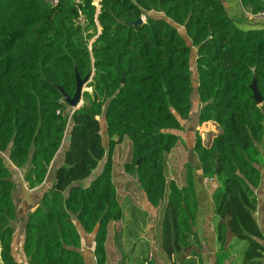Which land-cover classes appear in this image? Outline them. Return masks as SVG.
I'll return each instance as SVG.
<instances>
[{
    "label": "trees",
    "instance_id": "1",
    "mask_svg": "<svg viewBox=\"0 0 264 264\" xmlns=\"http://www.w3.org/2000/svg\"><path fill=\"white\" fill-rule=\"evenodd\" d=\"M239 1L251 14L264 9V0ZM94 2L0 0L1 264H18L15 193L24 184L40 189L24 219L27 264H92L81 252L83 234H93L94 264H109V226L124 213L113 153L126 139L123 170L159 213L161 250L180 261L193 254V169L186 164L180 184L167 177L166 160L189 119L193 90L198 125L218 128L203 137L197 130L192 148L202 176L216 181L215 264L230 258L231 238L246 242L242 264H263L255 212L264 161V27H241L222 0ZM75 71L89 80L71 112L59 87L73 96Z\"/></svg>",
    "mask_w": 264,
    "mask_h": 264
},
{
    "label": "crops",
    "instance_id": "2",
    "mask_svg": "<svg viewBox=\"0 0 264 264\" xmlns=\"http://www.w3.org/2000/svg\"><path fill=\"white\" fill-rule=\"evenodd\" d=\"M222 1L228 15H230L233 19H235V21H237V23L241 27L243 28H248L251 26L264 27V18L261 20H254L249 15V13L242 8L239 0H222ZM154 15L157 16L160 14H154ZM199 107L200 105L198 103V108ZM189 120L190 119L182 120L181 121L182 129L175 131L176 134L180 136V141L178 145L172 150L176 149L181 143V141H185V144L187 145L189 150H191V156L189 157L188 161H189V165L193 169V182L196 190V198L198 204L196 225H195L196 237L194 239V246H193L194 252L190 256H187L183 261H180L179 255H172L170 258H168L165 255V253L161 250L159 244V213L153 207H151L146 201V206H147L146 211H148L150 221L147 222L146 224H140V226L137 227V229L140 230V233L139 235H137V239H136L138 243H143L145 245L146 250H150L148 255H151V257L150 258L148 257V259H146L147 260L146 263L148 262V260L152 258V253H153V262L151 264H215V251L218 247L217 234H216L217 215L214 211L211 196L216 184L214 183L213 186L212 183L210 185L206 183L208 179L202 176L197 157L195 153L192 152L195 132L199 129L204 128L202 129L203 130L202 136H205L208 131H215V125L212 122H206L201 125H198L197 115L192 122H190ZM205 127H210V129H205ZM60 158L61 157H57L58 161L55 163V165H58L60 163L59 161L61 160ZM53 175L54 173H50L48 178V184L52 182ZM259 188L256 190L257 197L259 195V190H260ZM39 195H40V189H38V187L34 189H28L25 184L23 185L22 188L18 187L17 192L15 193V200L17 205H19V207L17 206L16 208L17 219L13 223L15 227L13 254L17 259L18 264H27V260L22 251L24 219L27 212L36 203ZM260 201H261V205H258L257 203L255 216L264 234V193ZM122 208L124 212L122 218H124L125 211L127 210L124 207ZM132 208L129 209V211H127L128 214L134 213ZM114 223L115 222L110 223L111 227L113 226ZM153 224H155L156 229L152 230L151 227L153 226ZM128 227L133 228L134 225L128 222ZM108 235H109V231H108ZM229 241H230L229 243L230 258L226 260L224 264H242L240 251L244 246L241 248V244H239L237 240H235L234 238H231ZM106 242H108V236ZM261 242L264 245V238L263 240H261ZM93 248H94L93 234H89V235L83 234L81 238V252L85 256V258L88 259L90 257L92 264H94V257L91 256ZM263 264H264V260H263Z\"/></svg>",
    "mask_w": 264,
    "mask_h": 264
},
{
    "label": "rangeland",
    "instance_id": "3",
    "mask_svg": "<svg viewBox=\"0 0 264 264\" xmlns=\"http://www.w3.org/2000/svg\"><path fill=\"white\" fill-rule=\"evenodd\" d=\"M182 31L183 30L181 29V32ZM191 68L195 69L194 63L191 65ZM194 77L196 78L192 72V78ZM195 82L197 84V78L194 81L192 80L193 85H195ZM83 89H85V86ZM197 108L198 97L195 90H193L191 94V109L189 114L190 122L196 118ZM202 129L198 130L201 136L203 133ZM205 129H210V127H205ZM102 131L104 135L105 130ZM217 131L218 128L215 125V132ZM260 149L264 156V142L260 146ZM128 151L129 141L127 139L115 148L113 153V179L117 186V192L120 195V203L122 207H124L127 211L133 207L132 210L134 213L128 214V212L125 211L124 218L120 221H116L112 227L111 225L109 226V229H111L109 230L108 242H106L107 261L109 264H151L153 262V253L152 258L146 263V259L151 257V255H148L150 250H146L143 243H138L136 241L137 235L140 233V230H138L137 227L140 226V224H146L150 220L148 211H146V200L142 195L139 183L134 177L126 174L123 170V165L128 156ZM190 156L191 150H189L185 141H181L179 146L166 156L167 177L176 179L180 184L183 183L186 174V164H189L188 160ZM261 173V183L258 195L259 198L257 197L258 205H261L260 199L264 193V161L261 166ZM206 183L208 185L212 183L214 186L216 181L207 180ZM17 206L19 207V205ZM128 222L132 223L134 227H128ZM151 229H156L155 224H153ZM237 242L241 244V248L246 244V242L241 240H237Z\"/></svg>",
    "mask_w": 264,
    "mask_h": 264
},
{
    "label": "water",
    "instance_id": "4",
    "mask_svg": "<svg viewBox=\"0 0 264 264\" xmlns=\"http://www.w3.org/2000/svg\"><path fill=\"white\" fill-rule=\"evenodd\" d=\"M143 18L139 17L137 18L135 21L131 22L130 24L133 25H137L138 23L143 22ZM75 80H76V89L75 92L73 94V96H69L64 90L63 88L60 86L59 87V91L64 99V101L70 106L73 107L74 109L78 108L81 106L82 104V93L85 89H83V87L86 85V83L89 80L88 76H85L84 78H81L79 73L77 71H75ZM251 89L253 91V97L254 99L258 102V103H262V98L261 95L256 87L255 82H253L251 84ZM264 109V107H263Z\"/></svg>",
    "mask_w": 264,
    "mask_h": 264
},
{
    "label": "built area",
    "instance_id": "5",
    "mask_svg": "<svg viewBox=\"0 0 264 264\" xmlns=\"http://www.w3.org/2000/svg\"><path fill=\"white\" fill-rule=\"evenodd\" d=\"M47 1H48L51 5H54V4H56V3L59 2V0H47ZM74 1H77V0H74ZM94 3L97 5L98 0H95ZM248 13H249V12H248ZM249 15H250L254 20H261V19L264 18V9L261 10V11H259V12L256 13V14H251V13H249ZM142 18H143V17H142ZM143 20H144V18H143ZM88 90H89V89H88ZM69 109H70L71 112L74 110L73 107H69Z\"/></svg>",
    "mask_w": 264,
    "mask_h": 264
}]
</instances>
